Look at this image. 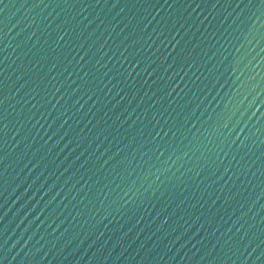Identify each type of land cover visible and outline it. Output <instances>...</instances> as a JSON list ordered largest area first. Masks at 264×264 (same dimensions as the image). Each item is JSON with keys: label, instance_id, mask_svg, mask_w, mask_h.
Segmentation results:
<instances>
[{"label": "water", "instance_id": "1", "mask_svg": "<svg viewBox=\"0 0 264 264\" xmlns=\"http://www.w3.org/2000/svg\"><path fill=\"white\" fill-rule=\"evenodd\" d=\"M0 264H264V0H0Z\"/></svg>", "mask_w": 264, "mask_h": 264}]
</instances>
